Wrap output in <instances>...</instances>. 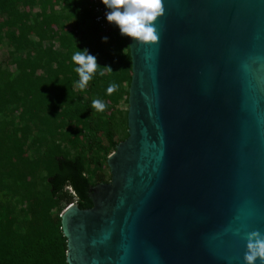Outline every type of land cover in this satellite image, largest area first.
<instances>
[{
	"label": "water",
	"instance_id": "1",
	"mask_svg": "<svg viewBox=\"0 0 264 264\" xmlns=\"http://www.w3.org/2000/svg\"><path fill=\"white\" fill-rule=\"evenodd\" d=\"M162 2L110 181L60 214L69 264H244L264 233V0Z\"/></svg>",
	"mask_w": 264,
	"mask_h": 264
},
{
	"label": "trees",
	"instance_id": "2",
	"mask_svg": "<svg viewBox=\"0 0 264 264\" xmlns=\"http://www.w3.org/2000/svg\"><path fill=\"white\" fill-rule=\"evenodd\" d=\"M72 20L88 27L70 28ZM3 44L9 63L0 64V264H69L60 214L71 203L92 207L91 188L110 181L97 169L128 137L127 109L118 107L131 80L128 38L113 26L103 34L87 0H0ZM77 47L95 55L104 73L81 92L85 99L73 87ZM111 83L117 90L109 95ZM95 99L107 105L104 112L92 109Z\"/></svg>",
	"mask_w": 264,
	"mask_h": 264
},
{
	"label": "clouds",
	"instance_id": "3",
	"mask_svg": "<svg viewBox=\"0 0 264 264\" xmlns=\"http://www.w3.org/2000/svg\"><path fill=\"white\" fill-rule=\"evenodd\" d=\"M99 2L105 8L107 23L118 29L121 37L142 45L155 44L158 41L159 34L155 24L164 14L162 0H99ZM107 41L108 37H102V42ZM71 59L75 65L73 71L78 75L76 87L80 91L86 90L88 83L96 74L104 75L99 71L97 57L90 54L87 48L80 50L77 47ZM105 67L113 71L110 66ZM116 90L117 85L111 83L106 91L110 95ZM91 107L97 112H104L107 105L100 99H95ZM243 259L244 264H256L257 260L264 264V233L260 231L248 233Z\"/></svg>",
	"mask_w": 264,
	"mask_h": 264
},
{
	"label": "rangeland",
	"instance_id": "4",
	"mask_svg": "<svg viewBox=\"0 0 264 264\" xmlns=\"http://www.w3.org/2000/svg\"><path fill=\"white\" fill-rule=\"evenodd\" d=\"M39 6H40L39 3H36L34 8L32 9V16H31L32 18L34 16L33 13H36V12L39 11ZM78 25L79 26L81 25L84 28L88 27V26H86V24H84V22H82L81 24H78V23H76L75 21L72 20L71 22L68 23V26L70 28H78ZM81 30H82V28H81ZM7 50H8V48H7V46L5 44L0 46V64H1L2 67H5L9 63L8 62L9 61V57H8L9 54H7ZM8 67H9V69L13 68L12 65L11 66L9 65ZM73 87H74V90L76 91V94L80 95L83 99H85L87 97L85 94H81L82 91H80L76 87V84H74ZM118 107H120L122 110H125V109L128 108V105H127L125 97H124V99L122 100V102L120 103V105ZM1 118H2V116H1ZM35 133L36 132L33 131V133L28 136V141H30V139H32L33 135H36ZM118 134H119L120 138L124 136V131H123L122 128H119ZM111 154L112 153H110L108 156H110ZM34 155H35V150H30V152H28V154H27V157L29 158V160L30 159L32 160L34 158ZM97 170L98 171H102V173L106 176V178H110V171H109V167H108L107 162H104L102 164V166L99 167ZM24 206H25V204H24Z\"/></svg>",
	"mask_w": 264,
	"mask_h": 264
},
{
	"label": "built area",
	"instance_id": "5",
	"mask_svg": "<svg viewBox=\"0 0 264 264\" xmlns=\"http://www.w3.org/2000/svg\"><path fill=\"white\" fill-rule=\"evenodd\" d=\"M87 9L93 14V19L103 34L110 32L112 25L105 19V8L99 0H87Z\"/></svg>",
	"mask_w": 264,
	"mask_h": 264
}]
</instances>
